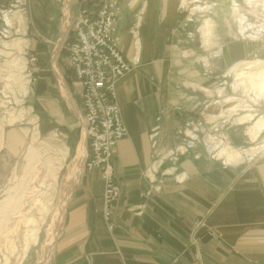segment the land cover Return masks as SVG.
<instances>
[{"label":"crops","instance_id":"obj_1","mask_svg":"<svg viewBox=\"0 0 264 264\" xmlns=\"http://www.w3.org/2000/svg\"><path fill=\"white\" fill-rule=\"evenodd\" d=\"M12 1L0 0V8ZM102 2L27 0L21 32L20 25L0 20V33L16 28L22 48L37 58L38 81L26 97L42 135L64 136L63 215L48 264H198L192 235L200 220L208 226L201 231L203 264H264V157L229 166L211 159L199 143L178 162L164 161L147 175L159 153L180 142L183 128L203 121L207 77L202 59L193 58L181 0H117V36L131 71L117 84L128 135L112 158L121 197L113 211L115 227L108 229L101 170L85 166L90 149L82 128L83 86L66 49L81 7L95 12ZM25 140L24 130H9L6 148L15 155Z\"/></svg>","mask_w":264,"mask_h":264},{"label":"rangeland","instance_id":"obj_2","mask_svg":"<svg viewBox=\"0 0 264 264\" xmlns=\"http://www.w3.org/2000/svg\"><path fill=\"white\" fill-rule=\"evenodd\" d=\"M58 1L62 3L64 0ZM235 6L255 26L256 31L264 26V6L260 3L250 6L246 0H181L184 18L189 23L186 30L190 33L189 40L195 51L193 58L202 59L199 61L207 77L206 83L201 87L205 94L203 109L198 106L205 114V119L202 118L206 120L204 126L210 138L219 134L227 138L219 146L225 144L245 150L264 145V129L256 141L251 140L256 131L255 123L264 118V94L261 93L263 84L256 81L252 85L250 78L244 76L236 79L235 72L231 69L235 66L241 68L248 62L254 64L255 70L264 69V31L260 29L257 36H252L254 29L243 33ZM26 9L27 0H13L0 8V20L8 26L16 25L17 28L20 25L21 32L26 24ZM73 9L76 11L77 7L74 6ZM207 20L212 22L209 25L212 32L210 41L204 35L209 28L205 25ZM16 28L3 32L8 38L0 40V264H48L52 243L63 215L64 190L60 167L62 163L64 165L66 150L63 148L62 133L42 135L38 113L27 101L29 87L38 81L37 71L34 72L36 81L27 89L19 75L6 78L7 69L18 72L24 67L25 59L18 54L22 52L24 39L18 35L20 32ZM238 41L251 43L253 52L246 58L234 60L231 67L226 68L224 48L232 47ZM196 50L201 53H196ZM204 57H207V64ZM222 69L226 70L224 75L217 76V71ZM240 102H244L243 108L228 110ZM12 129L26 132V140L15 155L6 148L7 134ZM32 148L36 151L31 152ZM63 157L65 158L61 160ZM263 157L264 153H260L251 160L235 165L227 163L221 157L218 161L238 166L254 163ZM45 186H51V191L44 197L47 203L45 207L37 204L31 208H21L30 196L31 188H35L36 197H29L30 203L35 198H42ZM5 203L8 206L3 210L1 205ZM20 210L24 215L15 219L14 213ZM28 234L33 235L28 240L29 246L25 253Z\"/></svg>","mask_w":264,"mask_h":264},{"label":"built area","instance_id":"obj_3","mask_svg":"<svg viewBox=\"0 0 264 264\" xmlns=\"http://www.w3.org/2000/svg\"><path fill=\"white\" fill-rule=\"evenodd\" d=\"M120 11L121 7L117 0H104L95 12L87 6L81 7L73 18L69 40L66 43L70 67L76 80L83 86L82 128L90 149L85 166L89 170L93 168L101 170L105 181L103 216L110 231L115 227L112 220L114 207L121 197V188L116 181L112 158L118 143L128 135L117 103V84L131 71L130 63L120 50V40L117 36ZM2 38L8 37L0 33V40ZM18 54L25 59L24 67L18 72L7 69L6 78L19 75L27 89L36 81L34 72L37 68L34 63L37 58L25 48ZM200 115L205 119L204 113L200 112ZM205 123L206 120L198 119L183 128L180 131V142L175 147L160 152L154 165L148 169L147 175L155 173L164 161L178 162L181 156L186 155L198 143L205 145L212 159L221 160L216 144L227 138L220 134L210 138ZM203 229H208L206 222L197 221L192 235V245L198 264H203L201 253ZM210 234L217 236L213 231ZM87 260L91 262L90 256H87Z\"/></svg>","mask_w":264,"mask_h":264},{"label":"bare ground","instance_id":"obj_4","mask_svg":"<svg viewBox=\"0 0 264 264\" xmlns=\"http://www.w3.org/2000/svg\"><path fill=\"white\" fill-rule=\"evenodd\" d=\"M246 1L250 6H255L259 3L264 6V0H246ZM234 10L236 12V15L240 17L241 27H242L241 29H242L243 33L247 32V31H251V29H254L255 32L252 36H257L261 32V30L264 31V26L259 27V30L256 31L255 26L251 25L248 22V20L241 14L238 6H235ZM205 25H207L210 28L209 25H212V22L210 20H207ZM209 28H208V31H206L204 33V35L206 37L205 39L207 41H210L211 37H212L211 28L210 29ZM231 71L235 72V75L237 77L236 79H238L239 77H242V76L249 77L252 85H254V83H256V81L261 82L263 84V87L261 89V93L264 94V69H261V70L256 69L255 70L254 64L251 62H248V63H244L243 67H241V68H238V66L233 67L231 69ZM244 106H245L244 102H240L237 105L232 106L228 110H233L236 108H243ZM255 129H256V131L254 132V134H252L253 136L251 138L253 141L257 140V138L259 137V135L262 132V129H264V118H260V120H258L255 123ZM216 145H218V144H216ZM218 148H219L218 156L221 157L222 159H225L227 163L234 164V165L239 164L245 160H251L254 156H256L260 153H264V145L258 146V147H251V148L245 149V150L235 149V148H232L229 145H225V144H222L220 146L218 145ZM32 150L36 151L34 148L31 149V152H32ZM83 155H85V144H84V142L80 148V156H83ZM42 185H44L43 181H42ZM45 189H46V191L43 192L42 198H37V199L35 198V200H33L34 202L30 203L28 200L29 197L30 198L36 197L35 188H31L30 196L24 201L23 205H25V206L21 205V208H23V207H25V209L27 207L31 208L33 205H37V204L42 206V207H45L47 203H46V200L44 199V197H46L48 195L49 191H51V186H45ZM7 206L8 205L6 203L4 205L3 204L1 205V207H3V210L6 209ZM14 214H15V216H14L15 219L21 218V216L24 215L23 211H21V210L16 211ZM30 233H31V231H30ZM28 235L29 236L26 238V241H28L30 239L31 235H33V234H28ZM35 241H36V239H35ZM28 246H29V241L25 244V249H24L25 253L27 252ZM41 261H43V260H41Z\"/></svg>","mask_w":264,"mask_h":264},{"label":"water","instance_id":"obj_5","mask_svg":"<svg viewBox=\"0 0 264 264\" xmlns=\"http://www.w3.org/2000/svg\"><path fill=\"white\" fill-rule=\"evenodd\" d=\"M253 45L246 41H238L232 47L224 48V61L225 67L228 68L233 64L234 60H239L248 57L253 52ZM225 69L218 70L216 75L221 76L224 75Z\"/></svg>","mask_w":264,"mask_h":264}]
</instances>
